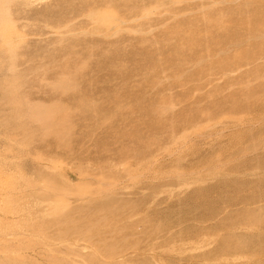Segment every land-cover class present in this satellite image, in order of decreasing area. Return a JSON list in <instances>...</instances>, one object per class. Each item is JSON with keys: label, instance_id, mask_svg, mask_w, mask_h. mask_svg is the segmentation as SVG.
Instances as JSON below:
<instances>
[{"label": "rangeland", "instance_id": "374dc122", "mask_svg": "<svg viewBox=\"0 0 264 264\" xmlns=\"http://www.w3.org/2000/svg\"><path fill=\"white\" fill-rule=\"evenodd\" d=\"M0 264H264V0H0Z\"/></svg>", "mask_w": 264, "mask_h": 264}]
</instances>
